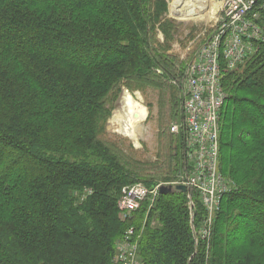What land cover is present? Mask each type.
I'll list each match as a JSON object with an SVG mask.
<instances>
[{"label": "trees", "instance_id": "obj_1", "mask_svg": "<svg viewBox=\"0 0 264 264\" xmlns=\"http://www.w3.org/2000/svg\"><path fill=\"white\" fill-rule=\"evenodd\" d=\"M167 7L166 0H0V55L9 59L0 66V264H114L116 242L133 225L143 229V264H264L262 42L245 66L221 61L229 97L219 168L236 187L210 237L196 239L193 225L198 231L207 211L193 190L194 224L182 192L120 220L124 187L143 180L152 188L178 174L176 148L161 165L142 162L105 131L122 85L163 89L184 76V62L153 43L155 31L170 26ZM259 23L264 31V17ZM85 191L92 193L83 199Z\"/></svg>", "mask_w": 264, "mask_h": 264}, {"label": "built area", "instance_id": "obj_2", "mask_svg": "<svg viewBox=\"0 0 264 264\" xmlns=\"http://www.w3.org/2000/svg\"><path fill=\"white\" fill-rule=\"evenodd\" d=\"M167 1L169 19L202 25L182 53V59L187 60L183 76L184 118L182 125H173L171 130L182 134L184 169L178 180L169 185L187 187L191 212L195 206L191 190L199 194L207 211L205 229L200 232L206 239L210 237L223 198L235 188L219 168L220 116L229 97L222 84L221 61L225 60L229 69H237L255 53V43H264V31L259 23L264 17V0H187L192 3L190 7H197L195 15L187 20L172 13L176 0ZM178 2L181 9L183 0ZM212 13H215L213 18H206ZM162 185L168 184L152 188L145 184L124 187L118 201L120 220L133 219L145 202L151 210L161 196ZM194 233L198 241L200 234L195 227ZM142 234L143 229L135 225L127 229L116 242L114 264H143L139 252Z\"/></svg>", "mask_w": 264, "mask_h": 264}, {"label": "rangeland", "instance_id": "obj_3", "mask_svg": "<svg viewBox=\"0 0 264 264\" xmlns=\"http://www.w3.org/2000/svg\"><path fill=\"white\" fill-rule=\"evenodd\" d=\"M188 3L189 2L187 0L182 2V4L184 5ZM167 8H169V6ZM182 8L180 9L179 7L176 10V15L182 19H186L187 15L183 13ZM168 14L169 13L167 9V12L164 15V21H167V25L164 27L170 25L167 28V32H165V30H163L162 28H158L155 31L153 43L156 46L157 50H159L161 53H168L171 56L175 57L177 60L183 61L186 67L187 60L186 58L182 59V53L188 46V43L193 39L195 34L201 30V24L194 22H175L168 18ZM170 20L174 24H172L171 22L169 24L168 21ZM262 50L263 49H261L258 43H255V53L243 63V66H245L247 62L251 59V57L257 54L258 51ZM4 57H6V55H0V58ZM8 61L9 59L7 58L0 59V66L5 67L7 64H9ZM177 67L180 69L182 68L179 65H177ZM183 82H185L184 77L180 76L179 78L169 79L166 82L167 86H164L163 89H159L149 84L137 85L136 83H132V86L130 87L125 84L122 85L121 93L119 94L118 98L114 101L113 109L106 121L105 131L109 134V137L116 141L123 150L125 149V151L130 153L136 160L142 162H154L156 164L159 163L157 165H161L164 156H168L166 150L171 151L176 148L175 152L176 155L179 157L177 158L180 159V161L175 162L171 160V163L172 166H176L179 164L177 171L178 174H180L184 169L183 137L182 134H174L171 128L173 125H182V121L184 118ZM173 90L175 91L174 95L176 96V100H174V106L170 103V97L173 93ZM125 94L132 95L136 101L143 104L148 110V116L146 120L141 122L135 128L138 135V144L136 143L135 139L125 135L121 131V123L115 120L116 116H119L121 119H124L127 115V107L125 106ZM169 137L174 140V143L172 145L168 144ZM180 140L182 142V145L178 147L177 143H179ZM177 176L169 182L164 181L160 178L156 181V185L154 186L161 184H172L173 182L177 181ZM134 184H145L148 186V183L143 180L137 181L136 183H133L131 185ZM88 193L89 191H85L83 194H81V198H86ZM76 195H78V193H76ZM152 225L158 226L159 224L157 221H153ZM204 229L205 223L199 228V234ZM200 236L202 237L201 234Z\"/></svg>", "mask_w": 264, "mask_h": 264}, {"label": "bare ground", "instance_id": "obj_4", "mask_svg": "<svg viewBox=\"0 0 264 264\" xmlns=\"http://www.w3.org/2000/svg\"><path fill=\"white\" fill-rule=\"evenodd\" d=\"M179 0H176L174 4H172L173 8H172V13H175V16L178 17L176 15V10L180 7L178 6ZM185 1V0H183ZM204 3V2H203ZM202 4V3H201ZM200 4V5H201ZM189 5H192V3H188L186 5L183 6L182 11L184 14L187 15V19L192 18L195 14V12L197 11V7H190ZM215 13L212 14H208L206 16V18H213ZM199 17H205L200 15ZM180 18V17H178ZM182 19V18H180ZM125 106L127 107V115L124 119H121L119 116H116L115 120L118 121L121 127V131L135 139L136 143L138 144V135L136 132V127L143 121L146 120L147 116H148V110L146 109V107L141 104L140 102L136 101L135 98L130 95V94H125ZM119 118V119H118ZM115 122V121H114Z\"/></svg>", "mask_w": 264, "mask_h": 264}, {"label": "water", "instance_id": "obj_5", "mask_svg": "<svg viewBox=\"0 0 264 264\" xmlns=\"http://www.w3.org/2000/svg\"><path fill=\"white\" fill-rule=\"evenodd\" d=\"M175 192H182V193H188V189L186 186L184 185H177V186H172V185H162L160 187V193L161 195H168V194H173ZM194 210L192 209V212ZM191 212V213H192ZM194 221V215L192 213V223ZM193 225V224H192ZM193 229H194V225H193Z\"/></svg>", "mask_w": 264, "mask_h": 264}]
</instances>
